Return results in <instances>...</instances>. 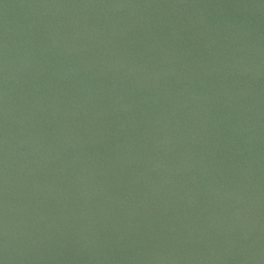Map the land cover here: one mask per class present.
<instances>
[{"label": "water", "instance_id": "water-1", "mask_svg": "<svg viewBox=\"0 0 264 264\" xmlns=\"http://www.w3.org/2000/svg\"><path fill=\"white\" fill-rule=\"evenodd\" d=\"M0 264H264V0H0Z\"/></svg>", "mask_w": 264, "mask_h": 264}]
</instances>
